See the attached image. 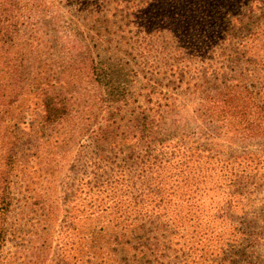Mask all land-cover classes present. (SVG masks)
Returning <instances> with one entry per match:
<instances>
[{"label":"trees","instance_id":"16d2710c","mask_svg":"<svg viewBox=\"0 0 264 264\" xmlns=\"http://www.w3.org/2000/svg\"><path fill=\"white\" fill-rule=\"evenodd\" d=\"M263 144L264 0H0V264H264Z\"/></svg>","mask_w":264,"mask_h":264},{"label":"rangeland","instance_id":"374dc122","mask_svg":"<svg viewBox=\"0 0 264 264\" xmlns=\"http://www.w3.org/2000/svg\"><path fill=\"white\" fill-rule=\"evenodd\" d=\"M253 148H257V146L252 147V149ZM263 148H264V144H263ZM241 150H242L241 148H235V149L232 150V152L239 153Z\"/></svg>","mask_w":264,"mask_h":264}]
</instances>
